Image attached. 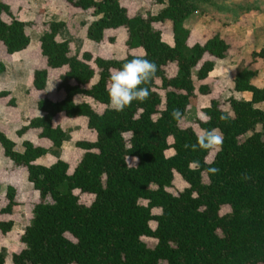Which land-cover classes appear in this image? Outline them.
Returning a JSON list of instances; mask_svg holds the SVG:
<instances>
[{"label":"trees","instance_id":"obj_1","mask_svg":"<svg viewBox=\"0 0 264 264\" xmlns=\"http://www.w3.org/2000/svg\"><path fill=\"white\" fill-rule=\"evenodd\" d=\"M138 1L63 0L71 16L94 17L87 39L114 43L125 33L126 55L120 61L57 40L64 28L75 35L76 24L41 21L47 27L38 37L45 67L34 72L33 87L42 91L49 79H57L63 98L38 100L41 116L17 135L36 130L50 148L60 149L66 133L59 123L78 118L86 120L88 135L75 140L74 163L44 166L36 161L48 148L23 141L17 152L0 132L4 156L25 169L39 198L11 264H264V87L251 84L257 72L245 68L233 77L235 91L249 93V100L211 95L214 89L206 80L225 58L228 43L216 34L201 43L184 28L196 11L188 0H153L149 7L157 8L155 14L138 12ZM30 41L27 24L0 1L5 55L27 49ZM254 56L264 59V48ZM136 57L157 65L147 83L138 86L147 87L149 95L115 111L108 95L110 76ZM4 70L0 60V74ZM197 95L210 98L199 111L196 129H217L223 136L218 146L200 147L199 132L183 125ZM77 96L104 110L76 103ZM174 109L182 118L172 117ZM209 167L219 171L210 174ZM175 179L185 185L177 195L170 192ZM5 197L0 215L6 216L18 206L14 188L8 187ZM12 227V221L0 220V235ZM0 264H6L2 248Z\"/></svg>","mask_w":264,"mask_h":264},{"label":"rangeland","instance_id":"obj_2","mask_svg":"<svg viewBox=\"0 0 264 264\" xmlns=\"http://www.w3.org/2000/svg\"><path fill=\"white\" fill-rule=\"evenodd\" d=\"M1 1L5 4H8L13 12L16 10L17 3L15 1ZM152 1L153 0H139L136 4L137 6L134 8L138 9V12L140 13H146L147 11H150V13L155 14L157 8L149 7V4ZM28 2L30 5L28 4L27 7L23 8L19 7V9L22 10L26 19L31 20L27 23V32L31 36L29 45L31 46L30 52H37L36 47L38 45V37L42 32L47 30V27L46 25H40V20L38 22H34V15L37 14L38 11H48V15L44 14L41 19V21L46 24V22L52 20L53 17L57 19H64L65 17L63 18V16H67V14H64V6L60 0H53V2L52 0H28ZM187 6H193L196 11L185 21V29L189 30L193 36L195 34L201 43L204 42L205 39L216 34L219 35L229 45L225 58L219 60L218 64L216 63L217 66L215 65L216 67L214 70L219 72V76L215 72L206 80V83H211L214 89L211 95H220L225 99L232 96L234 99L242 100L243 97H241V95L245 94L247 98H249L248 93L235 91L233 77L239 71L245 68L256 72H264V59L254 56V54L260 52V50L264 48V0H188ZM93 20L94 17L84 12H78L75 15L73 22L77 25V37H79L76 40L77 44L80 47L83 45L82 47H84V51H88L94 56L107 57L117 61L123 60L126 55L123 48L125 33L121 32L117 36V39L114 43H95L87 39L85 36L86 30ZM69 31L71 32L70 28ZM163 40L166 43L172 45V39L170 37L164 36ZM81 41L82 43L83 41L85 43L82 44ZM74 45L76 44L74 43ZM141 53V51L134 52L135 55ZM32 57L34 62L39 60L38 54L34 52ZM19 58L20 59H17L18 62L16 61V64L18 63L25 65V70L22 71L21 76H24L23 78L26 80L27 76L25 75L27 72H29L30 64H33L34 62L30 61L29 56L26 54ZM7 64L9 70L12 72L13 68L10 66L11 62L9 61ZM16 68L20 69L21 67L18 66ZM13 72L17 73L18 71L16 72L14 68ZM257 79L258 77L254 76L251 79V84L256 87L264 86V83L261 84ZM209 98L210 97L207 95H197L190 100V107L187 110L183 120L184 126H192L196 129L195 120L199 116V111L202 108L208 106ZM76 102H86L99 113L104 110V107L97 106L89 99L79 97L76 99ZM110 108H112L111 104ZM66 130V144L62 149L60 148L57 151L51 153L52 160L45 162V165H49L51 162L61 159V154L63 151L65 152V148H67L69 145H72L77 128L71 125L70 127L66 128ZM196 131L199 132L197 129ZM199 134L201 135L202 133L199 132ZM77 137L79 139L81 138L79 135ZM165 154L167 157L173 156L172 151H167ZM16 176L17 177H14V180L19 179V173H17ZM184 186V183L178 179H175L170 192L173 195H177L183 190ZM1 195L2 193L0 192V210L6 204L5 199H3ZM38 202V195L34 194L31 197H28L26 201L22 203L21 207L15 209L13 214L14 216L11 218L0 215V220L12 219L15 224V230L11 235V240L0 235V246L3 244V246L6 248V264H11L12 254L21 247L18 238L21 234H23L24 229L29 225L32 209ZM151 226L153 227L154 225Z\"/></svg>","mask_w":264,"mask_h":264},{"label":"crops","instance_id":"obj_3","mask_svg":"<svg viewBox=\"0 0 264 264\" xmlns=\"http://www.w3.org/2000/svg\"><path fill=\"white\" fill-rule=\"evenodd\" d=\"M13 1H15L17 3L16 10H14V12L11 9V7L7 4L10 7L11 12L20 21L27 24L31 20L25 18L22 10L19 9V7H21V8L27 7L29 4L28 0H13ZM60 1H61L62 5L64 6V14L65 15L67 14V16H63V15L62 16H63V18L65 17L66 19L65 18L64 19H57V18L53 17L52 20H65L69 24H70V22L75 24L73 22L75 15L71 16L70 14H68L67 7L64 4L63 0H60ZM52 2H53V0H52ZM40 12H42V11H38L37 14L34 15L33 21L38 22L40 20V24H41L42 16L44 14L48 15V11L43 12L41 18H38L37 16H39ZM33 21H32V23H33ZM77 34L78 33H76L75 35L73 34V36H71L69 34V32L67 31V29L64 28V29H61L59 31L57 40L60 42L65 41V40H70V41H72V43L74 42L76 44V45H74L75 48L82 52L85 49H84V47H82L83 45L80 47L77 44L76 40L79 38V37H77ZM81 43H82V41H81ZM84 43L85 42L83 41L82 44H84ZM37 44H38L36 47L37 52H35V51L30 52L31 46H28L27 49H25L19 53L13 54L11 56H6L2 47L0 46V60L3 61L4 68H5L4 72L0 74V93H2V92L7 93V96L0 98V132H2L5 136H7L11 141H13L15 143V150L17 152H22L21 144L23 141H28V142L32 143L33 145L48 148L49 149L48 153L44 157L38 159L36 161V164L49 166V165L54 164L58 160L51 162L49 165H45L44 163L52 160L51 153H53L54 151H57L58 149L50 148V143L48 141L43 140V139H39L37 136L38 131H36V130L28 131L26 134H24L21 137H19L17 135V131L21 127L26 125L31 119L41 116V113L38 112V110L36 108V102L38 100H41L43 98H47L48 100L55 102V101H59L63 98L62 92L57 90V85H58L57 79H49L47 81L45 89L42 91H38L33 87L34 72L36 70H40V69H43L45 67V60L40 54L39 43H37ZM33 52L38 54V56H39V60L37 62L36 61L34 62V60H33V57H32ZM25 54L29 56L30 61L34 62L33 64H30V66H29L30 67L29 72H27V74L25 75V76H27L26 80L23 78L24 76H21L22 71L25 70V68H24L25 65L18 64V63L16 64V61L18 62L17 59H20L19 57H21L22 55H25ZM9 61L11 62V64H10L11 68H13V71L15 68V71L16 72L18 71L17 73H14L13 71L11 72L9 70V67L7 64ZM218 62H217V64H218ZM217 64H216V66H217ZM18 66H20L21 68L20 69L16 68ZM215 72L216 71L213 70L209 74L208 77H210ZM216 73L218 74L219 72L217 71ZM218 76H219V74H218ZM256 76L258 77L257 80L261 84L264 83V72L259 71V72H257ZM262 87H264V86H262ZM258 88H261V87H258ZM79 97L80 96L75 97L74 101L76 102V99H78ZM241 97H243L242 100L247 101L250 99V94H249V98H247V96L245 94H242ZM82 98H84V97H82ZM3 101H6V102H3ZM76 103H80V102H76ZM97 106H99V105H97ZM101 107H103V106H101ZM1 108H2V110H1ZM59 124L66 133V137L63 141L61 149L66 144L65 143V140L67 138L66 128L70 127L71 125H73L74 127L77 128L76 133H75L76 135L73 139L72 145H69V146H67V148H65V152L63 151L61 154L62 158L59 159V160H63V161L69 162V163H74L75 159L78 157V154H79L74 147V142L78 138L77 137L78 135L81 137L88 135V132L86 130V120L83 118L64 120V121L60 122ZM17 173H19V179L14 180V177H17L16 176ZM8 187H12L16 191L15 200L18 204V206L14 207L12 209L11 214L6 215V217L11 218L12 216H14L13 214L15 212V209L21 207L22 203L24 201H26V199L28 197H31L32 195H34L36 193L33 189L32 184L27 179L25 169L20 168V167H15V165L10 161V159H8L4 156L3 150L0 147V192L2 193L1 196L3 197V199H5V201H6V197H5L6 190ZM6 203H7V201H6ZM2 216H5V215H2ZM7 220L12 221V219H7ZM14 228H15V224L13 222V227H12L11 231L3 237H5V238L7 237V239L11 240V235L14 233V230H15ZM1 248L4 249V251L6 249L3 246V244L0 246V249ZM5 253H6V251H5Z\"/></svg>","mask_w":264,"mask_h":264},{"label":"clouds","instance_id":"obj_4","mask_svg":"<svg viewBox=\"0 0 264 264\" xmlns=\"http://www.w3.org/2000/svg\"><path fill=\"white\" fill-rule=\"evenodd\" d=\"M156 70L157 65L147 58L136 57L123 63L121 68L110 76L111 84L108 88V95L111 107L115 111H122L133 100L143 102L147 99L149 89L138 86L146 84ZM171 115L174 119L182 118L179 109H174ZM220 118L225 119L226 117L222 115ZM222 140L223 136L217 129H206L197 137V144L202 148H210L222 144ZM196 146L192 145L191 147L195 148ZM207 171L210 174H215L219 170L209 167Z\"/></svg>","mask_w":264,"mask_h":264}]
</instances>
